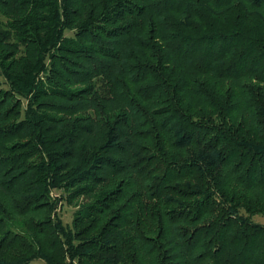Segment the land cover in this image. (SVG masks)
Masks as SVG:
<instances>
[{"label": "trees", "instance_id": "trees-1", "mask_svg": "<svg viewBox=\"0 0 264 264\" xmlns=\"http://www.w3.org/2000/svg\"><path fill=\"white\" fill-rule=\"evenodd\" d=\"M259 217L264 0H0V264H264Z\"/></svg>", "mask_w": 264, "mask_h": 264}, {"label": "rangeland", "instance_id": "rangeland-1", "mask_svg": "<svg viewBox=\"0 0 264 264\" xmlns=\"http://www.w3.org/2000/svg\"><path fill=\"white\" fill-rule=\"evenodd\" d=\"M68 35H72V32H68ZM89 110L85 115L91 114ZM120 182V176L111 177L106 183L103 184H91V189H87L83 194L72 195V189H60L52 192V197L57 202V208L55 211L56 216L61 219L63 224L67 227H73L77 212L81 210L83 205L91 203L98 193L102 191L115 189ZM86 186V185H85ZM257 221L264 224V217H259ZM38 263H44L42 261Z\"/></svg>", "mask_w": 264, "mask_h": 264}]
</instances>
